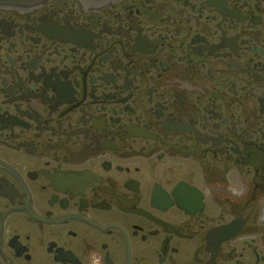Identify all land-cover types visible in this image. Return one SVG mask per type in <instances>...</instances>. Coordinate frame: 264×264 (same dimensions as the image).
Returning <instances> with one entry per match:
<instances>
[{
    "label": "flooded vegetation",
    "instance_id": "obj_1",
    "mask_svg": "<svg viewBox=\"0 0 264 264\" xmlns=\"http://www.w3.org/2000/svg\"><path fill=\"white\" fill-rule=\"evenodd\" d=\"M37 8L0 10V264H264V0Z\"/></svg>",
    "mask_w": 264,
    "mask_h": 264
},
{
    "label": "water",
    "instance_id": "obj_2",
    "mask_svg": "<svg viewBox=\"0 0 264 264\" xmlns=\"http://www.w3.org/2000/svg\"><path fill=\"white\" fill-rule=\"evenodd\" d=\"M42 1L43 0H31V1L21 2V0L20 1H18V0H0V10H2V11H17L19 13V15L21 14V16H25V15L31 14L33 12H36V9H38L37 3L42 2ZM29 4H34V5H36V7L35 8L31 7ZM29 10H31V11H29ZM8 27L9 26L3 20H0V35H4L5 38L8 36L4 30H6ZM21 33H22V31L19 30L18 34H21ZM9 36H11V35H9ZM58 41H60V42L61 41L66 42L67 41V42H71L72 45H76L73 41L64 40L62 38H59Z\"/></svg>",
    "mask_w": 264,
    "mask_h": 264
}]
</instances>
